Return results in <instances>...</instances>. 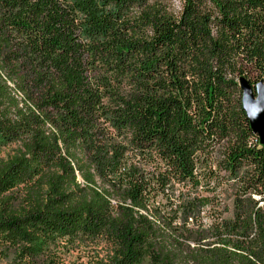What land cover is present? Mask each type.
<instances>
[{
    "label": "trees",
    "instance_id": "obj_1",
    "mask_svg": "<svg viewBox=\"0 0 264 264\" xmlns=\"http://www.w3.org/2000/svg\"><path fill=\"white\" fill-rule=\"evenodd\" d=\"M167 1L0 0V258L264 264V0Z\"/></svg>",
    "mask_w": 264,
    "mask_h": 264
},
{
    "label": "rangeland",
    "instance_id": "obj_2",
    "mask_svg": "<svg viewBox=\"0 0 264 264\" xmlns=\"http://www.w3.org/2000/svg\"><path fill=\"white\" fill-rule=\"evenodd\" d=\"M166 3L171 12L178 14L181 11V0H168ZM16 149V145L0 146V160L12 155ZM112 251L113 246L103 238L85 242L64 239L54 245L48 260L49 264H97L106 260ZM0 264L12 263L0 258Z\"/></svg>",
    "mask_w": 264,
    "mask_h": 264
},
{
    "label": "water",
    "instance_id": "obj_3",
    "mask_svg": "<svg viewBox=\"0 0 264 264\" xmlns=\"http://www.w3.org/2000/svg\"><path fill=\"white\" fill-rule=\"evenodd\" d=\"M242 92V107L253 134L264 144V84L253 88L249 81L241 78L239 81Z\"/></svg>",
    "mask_w": 264,
    "mask_h": 264
}]
</instances>
